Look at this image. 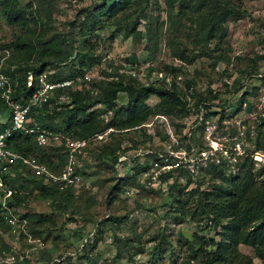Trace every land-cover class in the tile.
I'll return each mask as SVG.
<instances>
[{
  "label": "rangeland",
  "instance_id": "rangeland-1",
  "mask_svg": "<svg viewBox=\"0 0 264 264\" xmlns=\"http://www.w3.org/2000/svg\"><path fill=\"white\" fill-rule=\"evenodd\" d=\"M28 1L14 3L19 7ZM32 1L41 8L39 15L26 11V26L9 27L0 14L1 68L35 67L24 71L32 76L27 88L35 89L38 77L47 81L77 72L66 87L95 97L107 81L173 82L188 111L166 115L156 110V96L149 95L144 103L153 111L146 120L118 130L127 95L117 93L109 106L92 104L86 112L105 128L78 156L81 180L71 198L64 205L42 198L36 188L41 175L28 171L21 180L28 190L10 208L16 225H0V264L11 255L13 264H184L191 255L188 247H197L194 238L218 239L221 225L201 213L196 195L211 187L213 168L233 174L237 163L257 151L255 176L264 179V0H232L242 17L226 22L221 41L198 33L179 5L185 0H175L172 7L164 0H130L110 20L90 17L102 0ZM18 37L32 39L36 48L48 38L54 44L26 61L23 49H17ZM52 89L31 107L35 121L41 115L34 110L37 104L47 113L64 110L65 93ZM240 95L245 102L234 110ZM200 97L205 107L196 106ZM6 116L1 113L0 122H8ZM45 129L47 145L29 142L27 156L56 175L65 162L66 142L76 139L63 126ZM238 250L261 264L249 247L240 244Z\"/></svg>",
  "mask_w": 264,
  "mask_h": 264
},
{
  "label": "trees",
  "instance_id": "trees-1",
  "mask_svg": "<svg viewBox=\"0 0 264 264\" xmlns=\"http://www.w3.org/2000/svg\"><path fill=\"white\" fill-rule=\"evenodd\" d=\"M164 1L169 7H172L175 0ZM101 2L90 15L92 19L97 17H102L103 20L114 19L115 16L124 12L130 6V0H102ZM179 5H181L183 12L188 13L191 24H194V28L206 40L221 41L226 35V22L236 21L242 17L240 6L232 0H185L184 3L180 1ZM40 8L39 3L35 6L32 0L19 7L15 6L14 0H0V14L4 17L6 25L12 28L26 26V11L31 10V13L39 15ZM86 43L87 41L83 42V49H85ZM53 44V40L48 38L36 48L32 39L16 38L17 49H23L21 51L24 52L23 58L26 61L30 60L36 53L42 55ZM65 55L71 57V54L67 53ZM28 70L34 71L35 67L30 65L29 68H17L14 71L3 70L11 80H17L18 82V87L14 92L17 99L25 100L32 92L31 88L25 86L24 77L26 75L24 76V71ZM79 74L81 73L77 72L68 76L58 75L56 79L47 80V82L72 81ZM249 74L252 73L249 72ZM66 86L68 84L52 89L54 93H65L67 103L62 105L63 111L53 110L47 113L43 107H36L34 110H39L41 113V115H37V122L42 127L57 130L63 126L64 131L68 133L71 139H86L100 133L105 127L100 125L92 113H87L86 110L94 103L109 106L119 92L125 93L129 102L123 110L124 118L119 121L115 128L118 130L137 127L146 120L153 111L144 103L149 95L156 96V110L166 115H169L172 111L178 113L188 111L181 101L173 82L153 86L123 84L120 80L107 81L100 88L96 97L95 95L91 96L86 90H70ZM243 94L246 95V93ZM211 97L215 98V94ZM244 100L240 95L233 103L234 110L240 108L241 104L245 102ZM205 103L206 99L200 97L196 102V106L205 107ZM245 105L247 104L245 103ZM4 112V108L0 105V114ZM6 118L8 120L7 116ZM55 118H59V120L53 123ZM7 125L8 122H0V131ZM260 125H264V115L260 116ZM93 139L88 141L84 150L88 149L89 143L95 140ZM29 142L38 147L29 135L13 133L6 138V146L10 150L26 156L31 153ZM111 159L114 163L116 156H112ZM39 162H42L41 157H39ZM253 164L254 161L251 157L246 156L237 163L233 174H225L222 171L216 172L213 168L211 179L214 182L210 184L211 187L198 191L196 195L199 199L201 213L214 226L221 225L218 239L194 238L193 242L196 243L197 247L192 245L188 247L191 255L189 258L185 257L183 259L185 260L184 264H188L190 260H193L195 264H253L249 256L238 250L240 244L249 247L254 257L261 264H264V179L255 176ZM28 171L31 172V168L16 164L14 168L10 169V173L2 175L3 187L11 190L10 196L5 199L7 207L11 208L13 202L19 204L23 200L20 194L28 190V187L22 184L21 180L26 179ZM6 179L8 180L6 181ZM38 179L36 188L42 198H47L51 203L58 205L66 204L71 198L72 187L59 190L49 180L44 182L42 176ZM2 211L0 201V225L3 224L8 227L1 219ZM34 217H36L35 220L38 223L42 221L40 216Z\"/></svg>",
  "mask_w": 264,
  "mask_h": 264
},
{
  "label": "built area",
  "instance_id": "built-area-1",
  "mask_svg": "<svg viewBox=\"0 0 264 264\" xmlns=\"http://www.w3.org/2000/svg\"><path fill=\"white\" fill-rule=\"evenodd\" d=\"M32 82V76L30 72H27L25 76V86L29 87ZM69 84V81L61 83H49L42 77H38L37 87L32 90L30 95L25 99H17L14 96V92L18 87L17 80H11L7 74L4 73L0 65V105L4 108L8 117V125L0 131V191L4 188L2 175L7 174L11 168H14L16 164L25 165L36 173L40 174L45 181L49 180L57 186V189L63 190L67 187H76L81 180L78 173L79 165L77 163L78 156L83 153L88 141L93 138H97V134L86 138L76 139L66 142V154L65 162L61 171L58 174H52L47 171L44 165L38 163L35 158L22 155L15 151L10 150L6 146V138L13 133L22 135H29L33 138V141L37 146L44 147L47 145L49 139V132L42 127L37 121L30 116L31 107L35 106V101L40 97L44 101L45 93L47 90L56 87H62ZM39 107L40 105L37 104ZM258 152L255 151L250 155L254 163H256L255 155ZM10 173V172H9ZM11 174H13L11 172ZM9 190H5L1 197V206L3 211L1 212L2 221L13 227L16 225V219L13 217L9 207L5 205L4 198L9 195ZM9 261L6 264H13V256L9 257ZM18 264H21L18 261Z\"/></svg>",
  "mask_w": 264,
  "mask_h": 264
}]
</instances>
